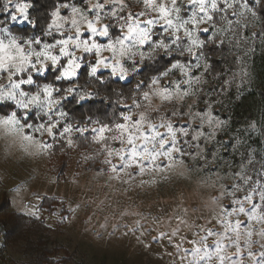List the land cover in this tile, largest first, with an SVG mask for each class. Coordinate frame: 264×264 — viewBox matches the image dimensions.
I'll return each mask as SVG.
<instances>
[{
    "label": "clouds",
    "instance_id": "9594fccd",
    "mask_svg": "<svg viewBox=\"0 0 264 264\" xmlns=\"http://www.w3.org/2000/svg\"><path fill=\"white\" fill-rule=\"evenodd\" d=\"M33 8L0 0V106H14L0 112V190L16 210L64 225L91 209L86 222L103 214L114 230H154L174 247L169 264H264V150L258 160L247 140L264 129V103L233 123L249 93L264 100V0H56L42 35L13 31L37 28ZM49 68L74 83L34 80ZM70 97L104 104L70 116ZM176 184L185 190L169 211L141 210L139 197Z\"/></svg>",
    "mask_w": 264,
    "mask_h": 264
},
{
    "label": "rangeland",
    "instance_id": "374dc122",
    "mask_svg": "<svg viewBox=\"0 0 264 264\" xmlns=\"http://www.w3.org/2000/svg\"><path fill=\"white\" fill-rule=\"evenodd\" d=\"M76 2L79 4L82 3V0H76ZM4 18V16H0V19ZM25 25H28L27 22L22 26ZM14 26L21 27L17 24L12 25V27ZM112 33L114 35L118 34V29H113ZM88 35V33H85V37ZM48 42H53V38H48ZM101 42H106V40ZM172 58L175 60L179 57L174 56ZM84 66L88 68L87 65ZM58 71L53 73L49 68L43 77L51 72V78L53 79ZM43 77L35 75L34 80L42 82ZM67 85L66 82H58L61 91ZM25 88L27 90L28 86H25ZM254 111L256 116L259 115L260 112ZM33 118L34 113L29 116V120ZM224 118H227V116ZM248 118L244 116L241 121L238 120L239 122L233 121L234 129L239 127L240 124H245ZM240 135H243V132ZM247 140L249 146L258 149L257 159L259 160V153L264 150V143H262V140H264L263 130H261L260 135L250 136ZM231 143L229 141L227 147H231ZM224 155L227 157L229 153L226 152ZM234 160L236 163L240 162L239 158L234 157ZM253 175L254 178H257L255 173ZM13 176L15 179H21L24 172L21 169H14ZM183 190L185 189L182 184H176L175 188H166L150 195L141 196L139 197L140 200H143L141 210L155 214L158 207H163L167 212L177 202L178 192ZM256 202L254 201V203ZM0 206L5 207L0 211V264H25L30 261L32 250L39 247V245L49 249L62 247L66 251L59 250L56 255L58 259L70 256L68 264H169L171 257L168 254L174 252V247L169 245V242L163 236L159 240L152 239L153 236H156L154 230L149 235L142 237L140 231L144 229L133 233L128 231V228L117 225L114 230L112 225L117 222L109 220L105 224L103 214H98L92 218V221L86 222L87 217L91 214V209L78 214L76 220L71 224L59 225L53 220L41 224L34 218L24 216L16 210L11 199L3 190H0ZM48 215V212H44L41 220ZM30 220L31 223H28ZM125 222L131 225L132 219L125 218ZM101 224H105V227L102 228Z\"/></svg>",
    "mask_w": 264,
    "mask_h": 264
},
{
    "label": "trees",
    "instance_id": "16d2710c",
    "mask_svg": "<svg viewBox=\"0 0 264 264\" xmlns=\"http://www.w3.org/2000/svg\"><path fill=\"white\" fill-rule=\"evenodd\" d=\"M66 0H59L60 3H64ZM56 3V0H44L42 3V0H33L34 8L30 10V16L31 15H36L39 17L38 22H37V28L32 29L31 25H25V26H14L12 29L14 31H18L20 33H23L27 35L29 31L34 32L37 35L42 34V29L40 28L41 21L47 22L50 17L47 15L48 9L50 7H54ZM41 13H43V16H41ZM262 15H264V12H262ZM202 36L204 38H207L208 33H202ZM173 61V58L167 59L165 57H161V61L158 63H162V66L160 68H150L149 66L146 65L144 69H141L140 74L144 75L150 71H160L163 70V67H166L171 64ZM214 66L219 68L220 70H223L221 68V61L214 60L213 61ZM257 70L261 74V81L264 82V63H260V61H257ZM88 72V68L83 66L79 72L78 79H83L86 77ZM107 72H100L98 75L101 77L107 75ZM52 74L51 72L47 73L45 77H43L42 82H49V81H54V78H51ZM55 82V81H54ZM67 84L74 83V81H65ZM133 78H130L128 81L120 82L118 79L115 81L117 84H122L124 87H128L132 84ZM56 85L58 86V82H55ZM60 83V82H59ZM111 89L109 88V91ZM261 96H264V93H260ZM261 103H264V100L261 98L257 97L256 92L249 93L247 96L243 98V101L237 103L233 109V117H234V122H239L242 120L244 116H247L249 118H254L256 115L255 111L257 113L260 112L259 105ZM103 101H98V100H90L86 101L81 105H75V99L74 97L68 98V100L65 102V110L69 112L70 116H80L84 113V111L87 110H92L96 108L98 105H103ZM14 107L13 105H7V106H0V112H5L7 109ZM120 111H125L124 109H120ZM258 116V115H257ZM239 120V121H238ZM263 134H264V129ZM5 207L0 206V211L4 209ZM41 242V240H39ZM29 248V247H28ZM30 249V248H29ZM31 250V249H30ZM59 250H65L62 247H59L58 249L52 248L49 249L47 247H35L32 251L31 259L30 261L26 262L25 264H68L70 256H65L62 259H58L57 257V252ZM66 251V250H65Z\"/></svg>",
    "mask_w": 264,
    "mask_h": 264
}]
</instances>
